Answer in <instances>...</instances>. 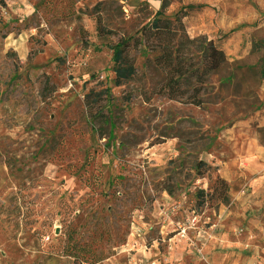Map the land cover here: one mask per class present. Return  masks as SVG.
I'll return each mask as SVG.
<instances>
[{
  "label": "rangeland",
  "instance_id": "1",
  "mask_svg": "<svg viewBox=\"0 0 264 264\" xmlns=\"http://www.w3.org/2000/svg\"><path fill=\"white\" fill-rule=\"evenodd\" d=\"M162 2L0 0V264H225L227 206L201 192L264 170V0H168L227 56L201 107L160 94L136 47ZM122 42L136 76L118 86Z\"/></svg>",
  "mask_w": 264,
  "mask_h": 264
},
{
  "label": "trees",
  "instance_id": "2",
  "mask_svg": "<svg viewBox=\"0 0 264 264\" xmlns=\"http://www.w3.org/2000/svg\"><path fill=\"white\" fill-rule=\"evenodd\" d=\"M170 7L168 0H163L160 10L152 22L142 30V36L135 40L136 47L145 45L156 54L155 65L165 74V85L159 90L160 94L167 96L172 101L186 99L188 103L197 107L203 105L201 96L204 92L207 77L216 73L227 61L224 50L215 40L190 39L185 33L184 19L188 16L183 10L168 17ZM97 32L104 37L112 34L107 31L99 20ZM145 43V44H144ZM130 43H119L114 52L116 85H123L136 76V68L130 57ZM191 47L195 49L192 51ZM198 52V53H196ZM194 78V86L189 92L184 88V83ZM205 166L200 162L199 168ZM204 205L207 202H218L230 205V187L226 180L218 177L210 187L209 192L202 191Z\"/></svg>",
  "mask_w": 264,
  "mask_h": 264
},
{
  "label": "crops",
  "instance_id": "3",
  "mask_svg": "<svg viewBox=\"0 0 264 264\" xmlns=\"http://www.w3.org/2000/svg\"><path fill=\"white\" fill-rule=\"evenodd\" d=\"M250 148L254 150L255 147ZM247 151L244 147L239 150L237 148L235 149L237 156L234 155L232 158L236 156L237 159H243L250 153ZM242 168L243 165L238 163L233 171L234 175L242 176L244 173ZM221 178L226 180L230 187V205L221 209V215L224 216L222 227L225 231L223 240L229 242L224 247V262L264 264V170H261V179L251 184L249 191L239 180L233 181V176L225 169ZM236 187L240 191L235 192ZM246 191L248 194H245ZM236 229L242 230V233L237 235Z\"/></svg>",
  "mask_w": 264,
  "mask_h": 264
}]
</instances>
